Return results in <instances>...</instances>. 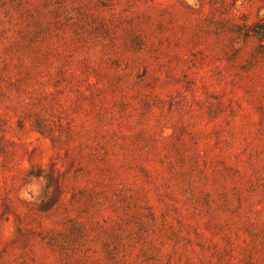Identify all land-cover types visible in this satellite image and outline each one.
I'll return each mask as SVG.
<instances>
[{"label": "rangeland", "instance_id": "obj_1", "mask_svg": "<svg viewBox=\"0 0 264 264\" xmlns=\"http://www.w3.org/2000/svg\"><path fill=\"white\" fill-rule=\"evenodd\" d=\"M264 0H0V264H264Z\"/></svg>", "mask_w": 264, "mask_h": 264}, {"label": "trees", "instance_id": "obj_2", "mask_svg": "<svg viewBox=\"0 0 264 264\" xmlns=\"http://www.w3.org/2000/svg\"><path fill=\"white\" fill-rule=\"evenodd\" d=\"M261 37H264V36H261Z\"/></svg>", "mask_w": 264, "mask_h": 264}]
</instances>
